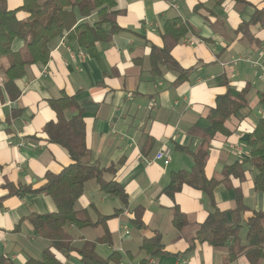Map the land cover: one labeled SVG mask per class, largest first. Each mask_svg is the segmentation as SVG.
Returning a JSON list of instances; mask_svg holds the SVG:
<instances>
[{"label": "crops", "instance_id": "1", "mask_svg": "<svg viewBox=\"0 0 264 264\" xmlns=\"http://www.w3.org/2000/svg\"><path fill=\"white\" fill-rule=\"evenodd\" d=\"M245 1L218 5L214 0H116V19L123 31L88 48L67 35L57 37L48 62L27 65L16 80V98L5 89L0 69V259L26 264L40 259L51 244L35 233L31 215L56 212L54 199L42 193L9 195L5 184L39 188L47 173H59L72 163L67 149L51 142L45 131L47 123L58 120L50 101L67 95L82 113L88 161L101 168L113 166L103 179L121 183L128 199L124 203L105 193L96 179L87 181L75 208L93 222L101 215H115L95 226L69 224L73 249L51 247L57 259L83 264L75 249L107 233V242H97L96 251L104 258L114 254L110 264H251L245 255L227 262L228 244L193 241L198 229L188 231L190 220L200 226L212 210L205 193L188 184L173 197L164 192L172 172L191 171L192 153L206 148L205 175L221 180L215 188L217 205L234 209L238 192L250 209L242 215L239 244L248 243L245 221L252 211H264V192L255 189L251 164L243 179L225 175L227 166L249 157V135L264 118V25L251 27L252 39L238 31L256 9L264 8V0ZM7 4L16 9L23 0ZM17 16L24 19L28 14L20 11ZM177 18L188 30L171 50L189 71L183 80L163 63L153 70L152 61L158 55L153 48L163 49L167 43V22ZM97 19L94 13L86 21L92 26ZM109 29L103 26L105 33ZM23 44L17 39L14 49ZM242 92L247 105L207 137L217 97L238 99ZM76 113L64 110L66 119ZM162 149L172 157L167 165L156 159ZM176 206L187 216L182 229L173 224ZM138 207L143 209L142 226L133 221ZM157 233L165 252L152 256L142 243ZM234 243L229 240V245Z\"/></svg>", "mask_w": 264, "mask_h": 264}, {"label": "trees", "instance_id": "2", "mask_svg": "<svg viewBox=\"0 0 264 264\" xmlns=\"http://www.w3.org/2000/svg\"><path fill=\"white\" fill-rule=\"evenodd\" d=\"M214 1L222 5L228 0ZM234 1L246 2L245 0ZM115 4L116 0H23L22 6L10 9L7 0H0V69L3 70L4 87L10 97L16 98L19 95L16 90V80L25 74L27 65L48 62L53 42L57 37L67 35L70 39L76 40L80 47L88 48L102 38L109 39L123 31L124 29L117 23L118 11L114 9ZM20 11L26 12L28 16L19 19L17 14ZM94 13L97 14L98 19L90 26L86 18ZM257 24L264 25V8L256 9L248 22H242L238 31L252 39L251 27ZM105 25L110 26L108 33L103 30ZM166 25L165 47L153 48V53L158 54L152 60L153 70H156L159 63H163L178 73V80H183L189 71L179 65L173 58L171 50L188 30L178 18L168 21ZM17 39L22 40L24 44L22 48L16 50L14 43ZM245 99V92H242L238 99H234L229 94L218 96L217 107L209 115L211 125L207 130V137L211 138L221 131L227 118L247 105ZM50 105L56 111L58 120L47 123L45 131L51 142L67 149L72 163L59 173H47L46 182L39 188L13 183L5 184V188L9 189V195L24 197L42 193L50 195L57 205V211L54 213L31 215L35 233L49 239L51 244L44 249L40 259H30L26 264H63L52 252L51 247L60 250L73 249L67 229L69 224L78 227L95 226L105 223L115 215H101L97 222H93L84 211H78L75 208L87 181L96 179L105 193L118 196L124 203L128 199L121 183L103 179L106 171L115 170L113 166L101 168L88 161L90 151L86 142L85 124L74 97L65 95L51 100ZM65 109H74L78 113L66 119ZM248 147L249 157L227 166L225 175L243 179L247 164H251L254 167L255 189L264 192V118L258 121L250 133ZM192 155L195 160L192 170L172 172L171 181L164 192L173 197L183 185L188 184L209 197L212 210L199 226L193 241L195 239L209 241L218 246L228 244L227 262L245 255L251 264H264V211H252V215L245 221L248 243L239 244L242 215L250 209L244 204L242 195L237 192L236 207L230 211L222 210L215 199V188L221 180L209 179L205 175L206 148ZM142 214V208L138 207L134 210L133 221L139 226L143 225ZM187 223V216L176 206L173 216L174 226L182 229ZM232 238L235 239V243L229 245V240ZM107 240L106 233L98 241H86L76 248L82 263L110 264L114 254L104 258L96 251L97 242H107ZM193 247L194 244L189 250ZM142 248L152 256L163 254L165 248L161 242V234L157 233L154 237L145 239ZM0 264H6V259L1 258Z\"/></svg>", "mask_w": 264, "mask_h": 264}, {"label": "built area", "instance_id": "3", "mask_svg": "<svg viewBox=\"0 0 264 264\" xmlns=\"http://www.w3.org/2000/svg\"><path fill=\"white\" fill-rule=\"evenodd\" d=\"M191 44L194 43V41H189ZM156 159H160L163 161V163L165 165L169 164L172 160V157L171 155L169 154V152H167V150L165 149H162L160 151L157 152L156 154Z\"/></svg>", "mask_w": 264, "mask_h": 264}, {"label": "rangeland", "instance_id": "4", "mask_svg": "<svg viewBox=\"0 0 264 264\" xmlns=\"http://www.w3.org/2000/svg\"><path fill=\"white\" fill-rule=\"evenodd\" d=\"M198 225L195 224V222L193 220H190V224L188 226V231H190L192 234H194V232L198 229Z\"/></svg>", "mask_w": 264, "mask_h": 264}]
</instances>
